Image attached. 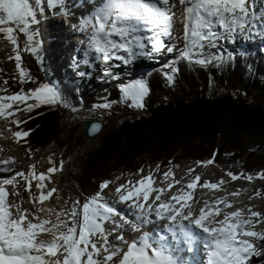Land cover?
Listing matches in <instances>:
<instances>
[{"label": "snow or ice", "instance_id": "obj_1", "mask_svg": "<svg viewBox=\"0 0 264 264\" xmlns=\"http://www.w3.org/2000/svg\"><path fill=\"white\" fill-rule=\"evenodd\" d=\"M252 3L253 0H178V3L177 0H86L85 7L90 5V9L80 21L82 31L90 30L86 55L109 67L112 61L126 65L140 56L151 57L165 52L178 53L177 59L201 67L217 61L223 64L230 57L221 55L219 50L206 52L205 49H218L221 41L239 40L245 35L249 38H254V34L264 36V15L255 17ZM58 5L66 7L64 0H48L49 7ZM178 7L183 15L182 37L174 35V9ZM35 22L36 12L29 0H0V34L14 46L21 83L26 82L25 77L28 81L32 78L21 68L15 33L28 35L30 24ZM9 24L15 27L5 26ZM163 37L183 39L184 46L179 48L169 44ZM24 51L33 53L35 49L26 47ZM84 63L88 64L89 60ZM177 71L178 68H172V72ZM166 75L169 81L174 79L172 75ZM121 91L126 99H131L132 106L144 108L143 100L149 89L143 80L125 86ZM29 100L34 103H27ZM60 102L57 89L47 83L40 84L28 92L0 96V117L8 119L20 111L32 112L41 106ZM13 104H24L25 107L17 106L15 111H10ZM97 107L110 108L111 104ZM12 122L19 126L27 121L17 118ZM29 134L28 131H16L14 136L23 138ZM198 163L207 165L213 161ZM14 164L12 157L0 159V171L12 172L10 166ZM30 167V175L36 180L35 187L40 190L38 196L32 195V180L23 171L0 179V264H197L196 254L201 249L206 264H253V257L264 256V243H260L264 242V232L254 230L260 220H253L260 217V213L249 208V215L245 218L243 209L223 212L224 208L233 207L227 198L205 201L197 212L193 205L199 201L183 188L162 199L179 183L174 179V173L163 174L166 179L171 175L174 180L167 188L154 187L151 175L136 184L129 182V186L116 188L119 201L131 209L130 213L122 214L99 193L82 205L76 202V206L67 211L43 207L57 191L53 188L45 194L44 182L51 179L47 173H54L57 169L49 168L47 173L37 175L35 166ZM227 175L233 181L243 176L232 172ZM17 177L27 181L26 190L33 204L31 209L23 208L22 201L8 200L5 186H12V195H19ZM244 178L251 181L253 177ZM258 178L264 179V173ZM199 181L200 177L196 176L186 188L195 189ZM199 186L218 188V184L208 181ZM101 187L107 188L108 184ZM232 195H238V192ZM45 212L49 216L54 213L55 220L43 218L41 213ZM153 216L157 221H168L164 234L143 230L155 222ZM108 223L114 225L110 230L105 228ZM129 232L139 235L129 240L126 238ZM113 234L119 243L109 240ZM45 235L51 239L43 238ZM188 254H191L190 258Z\"/></svg>", "mask_w": 264, "mask_h": 264}, {"label": "trees", "instance_id": "obj_2", "mask_svg": "<svg viewBox=\"0 0 264 264\" xmlns=\"http://www.w3.org/2000/svg\"><path fill=\"white\" fill-rule=\"evenodd\" d=\"M221 55L230 59L210 67L178 59L172 81L164 70L154 68L148 75L144 108L132 106L112 78L82 90L72 81L59 85L87 112L106 102L122 104L125 110L101 146L83 159L84 195L92 197L104 183L138 168L181 164L187 157L212 160L242 177L264 173V51L253 47ZM103 90L107 96L99 97ZM63 112L56 104L18 113L15 119L27 122L17 130L30 132L23 146L38 153L51 142L61 144ZM260 180L264 193V179Z\"/></svg>", "mask_w": 264, "mask_h": 264}, {"label": "rangeland", "instance_id": "obj_3", "mask_svg": "<svg viewBox=\"0 0 264 264\" xmlns=\"http://www.w3.org/2000/svg\"><path fill=\"white\" fill-rule=\"evenodd\" d=\"M33 4L35 7L40 5ZM176 15L178 17L181 16V10L176 8ZM34 11L36 12V8H34ZM183 20V19H182ZM5 26H12V24L5 25ZM47 31V30H46ZM48 32V31H47ZM18 36V44L19 49L18 52L21 56V68L32 78V81H28L27 77H25L24 83H21L20 81V70L16 67V61L14 59V56L17 54L13 51L14 46L4 38V35H0V90L6 89V91H0V96L4 95H12L15 93H19L21 91L27 92L28 90L32 88L38 87L40 84H44L46 82L47 84H50L49 81H51L50 86L53 87L54 82L57 85L58 88L57 91L59 92L61 96V102L58 103L62 108H64L63 112V121H62V133H61V144L59 143H50L47 146H44L38 154L31 153L27 149L22 146V143H24V140L17 138L14 136V128L17 126L12 121L15 119L14 117H9L8 119H5L3 117H0V151L5 152V156L7 158L12 157L14 159L18 158L20 161L15 163L14 165H11L13 171L11 174H14L15 172L22 171V169H26L28 167L31 169L30 166H35L36 173L41 169V171H44L46 168H55L57 169L58 173L53 174V177L57 179L56 182L45 180L46 188H45V194L48 190L55 188L57 191L53 193V196L49 198L53 203H57V207L60 206V201H65L64 203L68 202L70 200V204L68 207H64V205H61V209L59 211H67L71 210L74 206H76V202H80L82 205L87 199L91 197H87V195H84V191L82 190L81 186V179L84 177V172L82 169L83 166V159H85V155L89 154L93 150H96L99 148L102 144V141L105 138V135L107 131L111 130L113 127H115L118 124V121L120 120V116L125 113V110H123V105L113 102H106L108 104H111L110 108H102L97 107L93 109L92 111L87 112V108L84 107H78L75 106L73 103V99L71 95H69L67 92H65L63 89L59 88L58 85H62L63 77L57 75L56 69L52 66L53 62H50L49 58H43L45 56V53L42 52L38 56H34L28 51H24L25 46L23 44V41H21V34L22 33H15ZM45 35H49L45 33ZM183 35H181L182 37ZM49 37V36H47ZM34 39V38H33ZM46 40V48H49V39L45 38ZM60 40V39H57ZM180 42L181 45H179V48H183L184 41L181 39V41H177V45ZM238 45V44H237ZM236 44L234 45V49L228 48L229 45L223 44L222 41L218 45V49H205V51H217L219 50L221 53H233L234 51L238 50L240 47H236ZM257 45V44H256ZM255 45V48H257ZM53 46L56 47L57 53L59 54V49L61 50V47L57 43H53ZM259 46V45H258ZM262 46V45H261ZM260 46V48H261ZM51 47V46H50ZM58 47V48H57ZM54 48V47H53ZM263 49V48H262ZM53 49L52 51H54ZM56 53V51H54ZM56 53V54H57ZM57 54V55H58ZM178 53L173 57V62L175 58L177 59ZM9 57H13V59H9ZM46 57V56H45ZM60 59L58 58L57 64H60ZM62 63L64 65H67V57L65 59V56L62 55ZM61 63V64H62ZM170 68H174L175 63L169 64ZM212 64H210L208 67H210ZM143 66V65H142ZM142 69V68H141ZM167 74L171 75V70L165 69ZM145 71H143L144 73ZM142 73V74H143ZM127 74H131V71H128ZM141 74V75H142ZM140 75V76H141ZM144 75V82L147 83V73ZM66 78H68L65 75ZM129 76H126L125 79H128ZM54 79V82H53ZM114 79V78H112ZM5 81H7V84H5ZM118 81V80H117ZM124 81L123 79L121 80ZM43 82V83H41ZM91 81L85 79L83 86H81V90L83 88H86V85H88V88L92 87ZM122 87H125L121 82H119ZM127 86V85H126ZM83 87V88H82ZM108 92H105V90L100 92L99 97L107 96ZM147 97V96H146ZM28 103H34V101H30ZM105 104V103H103ZM132 104V103H131ZM102 105V104H100ZM20 108H24V104H18ZM17 106H13V108L10 111H15ZM124 111V112H123ZM23 112V111H20ZM18 112V113H20ZM16 113V115H18ZM95 114V115H93ZM89 118H98L102 119L105 122L104 129L96 136L94 137L97 140H93L89 142L87 139L83 137V130H84V121ZM5 138L7 141H3ZM92 139V138H91ZM10 140H14V144H11ZM23 141V142H22ZM50 151H53L50 154ZM49 156V158H47ZM5 158V157H4ZM51 160V165H44L46 164L47 160ZM183 165H186V167L193 166L195 170L201 171V169L207 167L209 170V173H212L213 171H216L217 167H214L212 164H199L198 161H195L196 159H192L190 157L185 158ZM41 162L43 165H41ZM207 162V161H206ZM62 165V170H59ZM160 166V165H158ZM158 166H154L149 164L148 166H145L142 168L143 171H140L141 169L138 168L134 173H130L131 175H125L122 176L119 180H117L113 184H108L107 188H101L104 189L103 191H109L114 184L121 183L122 181L131 178L132 176H139L142 173H145L151 168H158ZM165 166V165H164ZM211 167V168H209ZM140 169V170H139ZM180 169V168H179ZM47 171V170H46ZM158 169L155 170L157 172ZM60 173V174H59ZM133 174V175H132ZM61 176V177H60ZM258 179V180H257ZM19 182V195H12V201L15 202H21V206L23 208L31 209L33 207V204L30 202V195L29 191L26 190L27 188V182L22 180L21 178H17ZM59 188L57 189L58 181ZM80 181V182H79ZM238 183L245 182L244 186L236 191L238 192V198H240V201L245 202V204H248L247 206H253L256 208H261V211H264V193H261V196H258L256 194H252L253 185L259 187L261 184V180L259 178H254L253 182L246 180H238ZM91 183H94L93 180L90 181ZM13 192L12 186L9 189V192ZM40 192L39 189L35 187V184H32L31 193L34 196V193L36 196ZM67 198V199H66ZM52 202H49L51 204ZM45 203V202H44ZM257 205V206H256ZM39 206V205H37ZM43 213H41L42 216ZM45 214V213H44ZM44 218H47L45 215ZM55 220V217L53 218ZM264 220V219H263ZM261 220L258 223V226L264 227V221ZM258 264H264V259L257 262Z\"/></svg>", "mask_w": 264, "mask_h": 264}, {"label": "bare ground", "instance_id": "obj_4", "mask_svg": "<svg viewBox=\"0 0 264 264\" xmlns=\"http://www.w3.org/2000/svg\"><path fill=\"white\" fill-rule=\"evenodd\" d=\"M38 1V0H37ZM68 1H70V3L71 4H73V2L71 1V0H64V4L68 7V6H70V4L68 3ZM35 2H36V0H31V3L30 4H35ZM177 3H178V0H177ZM41 6V5H40ZM43 7L45 8V9H47L48 10V0H44V2H43ZM61 7H63V6H60V5H58L57 7H55V8H52V9H55V11L58 9V8H61ZM57 12V11H56ZM69 12V11H68ZM176 12V11H175ZM61 17H62V15L61 14H54V15H50L49 17H46L45 18V20H46V23L48 22L49 24H51V21L50 20H52L53 21V27H50V28H48L47 29V31H45V33H47V34H49V35H47V36H49L48 38H50L49 40H51V41H49V46H51V44H53V43H57V44H59V46L61 47V50L59 49V54L57 53V50H56V47L55 46H53L54 48L53 49H55L54 51H56V53L58 54H56V56L61 60L60 61V64L62 63V55H64L65 56V59H66V57L68 56V54H69V50H70V47H72V43L74 44V39L72 40V41H70L69 40V45L68 44H66V42H64V40H63V37L64 36H67V35H69L68 34V32H67V27L65 26V24H63V22H62V19H61ZM65 19H66V17H65ZM175 20H176V27L177 26H179L180 24H181V22L179 21L180 19H179V17H175ZM60 22V23H59ZM175 33H178V31L177 30H175ZM1 35V34H0ZM57 39H60V40H57ZM177 41H179V39H171V40H169V38H167L166 39V42L167 43H170V44H174V45H177ZM251 43V42H250ZM237 45V44H236ZM256 47L257 48H260V46H258V45H256ZM58 48V47H57ZM263 47L261 46V48L260 49H262ZM143 71H144V68H142V69H139V71L137 72V74H136V72H134V73H132L131 72V76L132 77H134V78H137V77H139L142 73H143ZM129 78V77H128ZM135 82V81H134ZM32 89H35V88H32ZM28 92V91H27ZM31 100H29L28 102H30ZM33 101V100H32ZM27 102V103H28ZM14 105H18V104H14ZM1 138V137H0ZM4 139V141H9V140H6L5 138H3ZM89 142H91V141H93V140H97V139H95L94 137L91 139V138H89V139H87ZM11 141V144H14V140H10ZM5 152H3V151H0V159H4V157H5ZM18 161H20L18 158H16L15 159V163H17ZM0 167H2V166H0ZM209 169L207 168V167H205V168H203V169H201V172H202V176H208V173H209V171H208ZM219 188L220 189H222V187H221V184L219 185ZM217 190V189H216ZM218 192H219V190H218ZM67 199V198H66ZM50 200V199H49ZM232 200H235L234 198L232 199ZM68 201H70V200H68ZM49 202H52V201H48V202H46L45 201V203L43 204V207H45V208H48V209H53V210H58V207L60 208V206L62 205H64L65 203V201H60V206H56L57 205V203H51V204H49ZM257 206V205H256ZM221 208H223V205H221L220 206ZM239 206H237V208H238ZM252 208H253V206H251ZM256 210L258 211V213H260L261 214V216L260 217H258V218H253V220L255 221L256 219H259V220H263V218H264V211H261V208H256V207H254V209H253V211H255L256 212ZM47 216V218H50V219H52L53 220V218L55 217V215H54V213H53V215L52 216H49V214L47 213V212H45V214L43 213L42 214V217L44 218V216ZM248 216H246L245 218H247ZM264 221V220H263ZM264 225V224H263ZM254 230L255 231H258V232H264V227L263 226H258V225H255V228H254ZM43 238H45V239H51V237H49V236H43ZM260 243H264V242H260ZM253 259H254V261L257 263V262H259L260 260H263L264 259V256H260V257H253ZM260 264V263H259Z\"/></svg>", "mask_w": 264, "mask_h": 264}, {"label": "water", "instance_id": "obj_5", "mask_svg": "<svg viewBox=\"0 0 264 264\" xmlns=\"http://www.w3.org/2000/svg\"><path fill=\"white\" fill-rule=\"evenodd\" d=\"M105 123L102 119L89 118L84 121L83 137L85 139L96 137L104 128Z\"/></svg>", "mask_w": 264, "mask_h": 264}]
</instances>
